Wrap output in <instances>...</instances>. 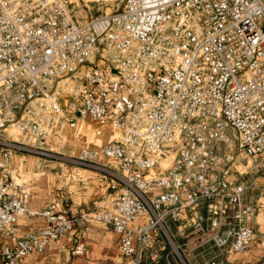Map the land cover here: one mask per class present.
Here are the masks:
<instances>
[{"label":"built area","instance_id":"1","mask_svg":"<svg viewBox=\"0 0 264 264\" xmlns=\"http://www.w3.org/2000/svg\"><path fill=\"white\" fill-rule=\"evenodd\" d=\"M72 2L0 0V264L43 252L89 218L119 234L127 264H229L253 250L264 196V0H123L86 21ZM66 127L112 135L68 154ZM16 153L98 170L114 208L79 218L56 203L30 209L12 179ZM25 215L46 225L20 234Z\"/></svg>","mask_w":264,"mask_h":264},{"label":"crops","instance_id":"2","mask_svg":"<svg viewBox=\"0 0 264 264\" xmlns=\"http://www.w3.org/2000/svg\"><path fill=\"white\" fill-rule=\"evenodd\" d=\"M94 125V123H92ZM67 137L64 151L78 154L86 146L94 147L106 142L112 130L104 129L100 136L85 138L74 135L71 128L66 127ZM114 164L113 160L102 159ZM12 179L29 193V207L42 210L52 203L72 218H79L83 213L94 214L112 210L115 206L116 194L112 193L108 179L94 168L72 166L61 162L45 160L38 156H29L22 160L19 154L12 155ZM264 187V178L259 180ZM259 219L253 224L257 236H264V196L260 199ZM145 222L139 216L131 222V226ZM46 225L41 216L25 215L16 225L18 233L25 230L40 229ZM175 228V227H173ZM255 240V248L229 256V264H264V246ZM0 241H7L4 232L0 231ZM82 243V254L75 249ZM17 264H127L123 256L120 236L113 228L92 218L80 220L74 229L64 238L52 242L43 252H33Z\"/></svg>","mask_w":264,"mask_h":264},{"label":"rangeland","instance_id":"3","mask_svg":"<svg viewBox=\"0 0 264 264\" xmlns=\"http://www.w3.org/2000/svg\"><path fill=\"white\" fill-rule=\"evenodd\" d=\"M123 0H73L70 9L74 19L90 20L105 13L119 11Z\"/></svg>","mask_w":264,"mask_h":264}]
</instances>
